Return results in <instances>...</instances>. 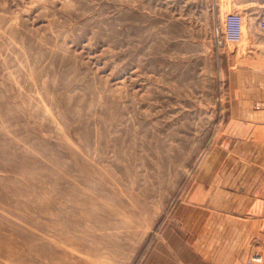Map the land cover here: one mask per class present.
I'll return each instance as SVG.
<instances>
[{"label":"rangeland","instance_id":"1","mask_svg":"<svg viewBox=\"0 0 264 264\" xmlns=\"http://www.w3.org/2000/svg\"><path fill=\"white\" fill-rule=\"evenodd\" d=\"M253 5L0 0V264L172 260L198 184L235 163Z\"/></svg>","mask_w":264,"mask_h":264},{"label":"crops","instance_id":"2","mask_svg":"<svg viewBox=\"0 0 264 264\" xmlns=\"http://www.w3.org/2000/svg\"><path fill=\"white\" fill-rule=\"evenodd\" d=\"M246 13L264 18V3ZM257 21L253 50L230 76L235 127L226 156L235 163L198 184L168 239L172 260L161 264H264V30Z\"/></svg>","mask_w":264,"mask_h":264},{"label":"built area","instance_id":"3","mask_svg":"<svg viewBox=\"0 0 264 264\" xmlns=\"http://www.w3.org/2000/svg\"><path fill=\"white\" fill-rule=\"evenodd\" d=\"M252 3H264V0H245ZM258 26L264 30V18L259 19Z\"/></svg>","mask_w":264,"mask_h":264},{"label":"bare ground","instance_id":"4","mask_svg":"<svg viewBox=\"0 0 264 264\" xmlns=\"http://www.w3.org/2000/svg\"><path fill=\"white\" fill-rule=\"evenodd\" d=\"M258 24V23H257Z\"/></svg>","mask_w":264,"mask_h":264}]
</instances>
